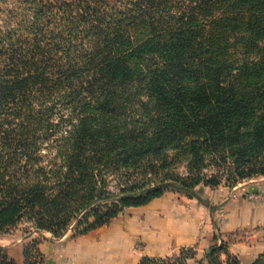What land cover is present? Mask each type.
Segmentation results:
<instances>
[{"label":"trees","instance_id":"16d2710c","mask_svg":"<svg viewBox=\"0 0 264 264\" xmlns=\"http://www.w3.org/2000/svg\"><path fill=\"white\" fill-rule=\"evenodd\" d=\"M86 1L84 10L53 9L66 18L51 22L47 38L35 35L13 51L15 61L0 62V116L42 124L60 102L71 107L55 158L62 162L27 169L45 179L28 172L38 182L22 187V199L16 188L7 192L0 231L28 208L37 209L38 229L56 236L84 213L83 234L168 191L193 197L226 176L233 185L264 175V0ZM35 153L24 155L28 163ZM49 173L57 182L50 195ZM111 173L119 176L114 190ZM261 254L251 264H264ZM193 256L184 249L139 264ZM206 257L242 264L223 244ZM0 264H18L1 245Z\"/></svg>","mask_w":264,"mask_h":264},{"label":"crops","instance_id":"0c3cea01","mask_svg":"<svg viewBox=\"0 0 264 264\" xmlns=\"http://www.w3.org/2000/svg\"><path fill=\"white\" fill-rule=\"evenodd\" d=\"M198 189L193 197L168 191L86 233L42 243L43 264H139L144 256H179L184 249L194 251L188 264H211L206 254L213 245L206 240L214 239L216 227L220 240L251 228L245 241L225 243L242 264H251L264 252L263 207L234 199L232 188L223 184Z\"/></svg>","mask_w":264,"mask_h":264},{"label":"rangeland","instance_id":"374dc122","mask_svg":"<svg viewBox=\"0 0 264 264\" xmlns=\"http://www.w3.org/2000/svg\"><path fill=\"white\" fill-rule=\"evenodd\" d=\"M63 3H75L76 10H84L87 7L86 0H0V62L5 64L15 61L18 55L13 51H22V45L31 46L34 43L35 35L46 39L51 22L55 18H66L63 13L56 15L53 12V9L57 10ZM61 104L63 103L60 102L58 107L53 110L51 116H48L50 115L48 112H43L44 120L48 122L42 120L43 125L37 120L30 125H25L26 120L22 117L16 118L8 113L0 116V174L6 175L5 178L0 177V201L7 199V192L14 188H16L17 198L22 199V187L29 182H38L36 178L28 179L26 177L28 172H32V170L27 172V169L44 167L49 172L55 168L57 162H62L55 158L59 147L66 142L64 138L71 129L69 123L71 107ZM31 150L36 152L35 156L38 158L34 164L28 163L27 157L24 156L29 155ZM207 169L215 171L217 168L209 164ZM30 175V177H37L42 181L46 176L36 173ZM47 175L49 179L45 182L47 193L50 195L55 189L52 186L57 182L51 178V173ZM118 177L111 173L108 178L112 190L117 189ZM222 184L232 188L234 199H240L245 204L262 206L263 208H261L264 209V175L244 178L233 185L226 176ZM169 192L186 195L175 190ZM11 196L15 197V193ZM25 209L26 211L22 212L14 224L0 231V245L7 249L18 264H43L45 253L40 246L42 243L62 238L67 233H71L72 236L78 235V231L83 228L78 224L84 213L71 220L64 234L56 236L51 231L38 229L39 215L34 213L37 209ZM90 219L92 221L94 217ZM216 229L214 239L206 240V244L226 246V244L229 245L228 243L245 241L250 236L251 228H242L235 235L231 233L226 240L219 239L221 233L219 228L216 227ZM223 258L224 261H227L228 257L224 255ZM190 263L192 264V261Z\"/></svg>","mask_w":264,"mask_h":264}]
</instances>
